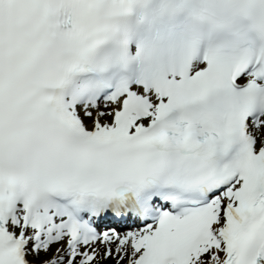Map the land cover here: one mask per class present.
<instances>
[{
    "label": "snow or ice",
    "instance_id": "snow-or-ice-1",
    "mask_svg": "<svg viewBox=\"0 0 264 264\" xmlns=\"http://www.w3.org/2000/svg\"><path fill=\"white\" fill-rule=\"evenodd\" d=\"M0 264H264V0H0Z\"/></svg>",
    "mask_w": 264,
    "mask_h": 264
}]
</instances>
